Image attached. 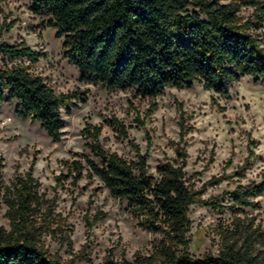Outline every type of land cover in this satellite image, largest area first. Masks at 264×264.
I'll use <instances>...</instances> for the list:
<instances>
[{"label": "rangeland", "instance_id": "374dc122", "mask_svg": "<svg viewBox=\"0 0 264 264\" xmlns=\"http://www.w3.org/2000/svg\"><path fill=\"white\" fill-rule=\"evenodd\" d=\"M239 16L242 22L256 20L254 9L245 5ZM256 33L264 43V23ZM0 40L35 51V59L16 63L43 77L57 94L86 95L85 101L74 99L62 109L66 124L59 142L38 122L20 118L15 102L0 100V227L11 231L5 197L31 172L39 202L28 212L27 225L38 228L40 245L51 257L63 264H104L108 258L132 261L137 253L153 254L163 236L145 231L142 217L125 200L113 198L96 176H86L85 158L95 155L84 129L92 126L101 128L104 151L134 161L139 150L153 175L158 164L185 153L187 179L201 200L213 203L190 207L186 238L192 256L218 255L245 227L260 233L254 248L264 260V192L250 198V207L234 206L227 196L240 186L264 184L263 83L245 77L226 95L199 84L169 87L153 99L82 83L64 57L63 39L46 18L32 14L29 0H0ZM65 161L83 163L78 180Z\"/></svg>", "mask_w": 264, "mask_h": 264}, {"label": "trees", "instance_id": "16d2710c", "mask_svg": "<svg viewBox=\"0 0 264 264\" xmlns=\"http://www.w3.org/2000/svg\"><path fill=\"white\" fill-rule=\"evenodd\" d=\"M228 1L29 0V10L57 30L64 57L78 70L80 82L153 99L169 87L191 89L199 84L226 95L245 77L264 84V43L256 33L264 23V0ZM241 5L253 8L256 20L242 22ZM36 56L24 43L11 46L0 40V100L15 102L20 118L38 122L59 142L66 124L62 109L74 99L85 101L86 95L57 94L43 77L16 63ZM84 133L94 142L95 155L85 158L86 176H96L113 198L125 200L142 217L145 231L163 236L150 256L137 253L132 261L120 262L108 258L104 264H264L254 248L260 233L245 227L229 237L216 256L189 253L190 207L213 203L201 200L187 179L184 152L177 160L158 164L153 175L147 155L139 150L136 160L128 161L104 151L100 127L89 126ZM65 164L76 180L82 176V162ZM18 184L13 197H5L12 229L0 227V264H63L40 245L38 228H28V212L39 202L31 172ZM263 192L264 184H251L227 196L234 206L250 207V198Z\"/></svg>", "mask_w": 264, "mask_h": 264}]
</instances>
